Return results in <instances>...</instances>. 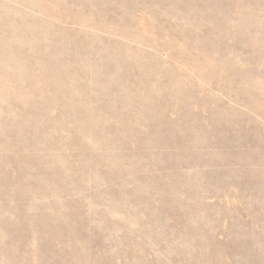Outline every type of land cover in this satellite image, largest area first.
<instances>
[{"label":"rangeland","instance_id":"obj_1","mask_svg":"<svg viewBox=\"0 0 264 264\" xmlns=\"http://www.w3.org/2000/svg\"><path fill=\"white\" fill-rule=\"evenodd\" d=\"M0 264H264V0H0Z\"/></svg>","mask_w":264,"mask_h":264}]
</instances>
